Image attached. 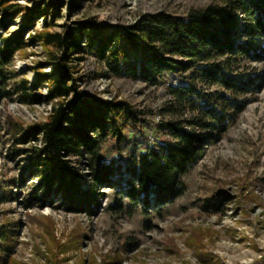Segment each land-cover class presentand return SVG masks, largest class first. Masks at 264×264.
Instances as JSON below:
<instances>
[{"label": "trees", "instance_id": "16d2710c", "mask_svg": "<svg viewBox=\"0 0 264 264\" xmlns=\"http://www.w3.org/2000/svg\"><path fill=\"white\" fill-rule=\"evenodd\" d=\"M45 10L40 4L25 12L18 0H0V30L6 31L12 19L24 16L16 32L0 33V102L11 94L22 103L44 98L36 95L35 86L12 67L15 54L27 46L25 34L37 12L45 16V27L31 35L30 41L42 42L51 69H34L39 74L38 82H49L46 99H57L46 120L26 129L18 121L12 123L17 142L40 137V143H32L28 149V171L37 176V181L29 190L31 197L21 202L25 209L41 202L68 212L96 215L107 195L104 189L99 191L102 186L117 189L130 202L126 205L115 198L110 206L114 213L128 212L136 206L146 208L152 200L160 206L173 202L186 189L182 176L250 102V97L238 96L264 86V70L235 72L233 68L242 58L264 60V0L211 3L182 17L160 11L143 15L134 24H105L96 18H84L64 33L49 30L52 23H48ZM87 53L101 58L114 75L154 85L166 73L173 75V99L180 110L192 109L193 116L162 123L172 135L171 140L137 150L131 132H144L148 123L140 110L125 99L80 91L82 78L75 72ZM214 84L231 93L209 91ZM26 177L23 175L22 181ZM232 196L227 186L220 184L203 197L201 209L208 215L224 213ZM13 197L18 196L10 189V181L0 180V200ZM34 218L44 229L41 244L46 245L43 249L36 244L35 249L50 264H63L69 258L68 252L81 249L86 235L82 231L75 230L73 237L62 241L51 216ZM14 227L11 221L0 226V264H24L13 255ZM187 232L185 244L195 249L201 263L215 259L216 254L206 244V239L213 237L212 229L192 226ZM161 242L168 253L181 252L174 236L167 235ZM121 258L117 255L111 260Z\"/></svg>", "mask_w": 264, "mask_h": 264}, {"label": "rangeland", "instance_id": "374dc122", "mask_svg": "<svg viewBox=\"0 0 264 264\" xmlns=\"http://www.w3.org/2000/svg\"><path fill=\"white\" fill-rule=\"evenodd\" d=\"M225 1L18 0L25 6V12L40 4L47 8L44 12L47 11L48 23H52L49 30L61 33L84 18H96L105 24H134L146 14L162 11L182 17L192 9ZM33 16L25 34L27 46L15 54L12 67L21 78L28 79L30 86H35L36 95L42 94L44 98L22 103L16 94H11L0 102V180L10 181V189L18 196L17 199L0 200V226L7 221L15 224L14 257L24 264H50L35 249L36 244L43 249L46 245L41 244L40 233L44 229L34 216L45 219L51 216L55 233L62 241L73 237L75 230L86 234L81 249L68 252L69 258L63 264H203L196 257L195 249L185 244L189 234L187 229L192 226L210 228L214 232L212 238L206 239V244L216 257L205 264H264V86L238 96L250 97V102L237 114L228 130L205 148L201 160L182 176L186 189L173 202L160 206L152 200L151 206L146 208L136 206L128 212L114 213L110 206L115 198L122 199L126 205L130 202L117 189L102 186L99 191L104 189L107 195L96 215L68 212L55 204L41 202L25 209L21 202L31 197L29 190L37 181V176L28 171V149L32 143H40V137L26 143L17 142L12 123L18 121L26 129L44 121L57 101L46 99L49 82L46 79L38 82L39 74L34 69L39 66L41 70L49 71L51 66L47 63L48 50L42 42L30 41L31 35L45 27L44 15L37 12ZM23 23L22 14L12 19L8 29L0 30V33L16 32ZM51 48L57 51L56 46ZM85 57L75 72L82 78L80 91L128 100L148 121L143 127L144 132H131L137 150L143 151L149 145L171 140L172 135L168 128L161 126L162 123L193 116L192 109L180 110L173 99L170 92V85L176 82L173 75L166 73L154 85L143 79L111 74L97 55L87 53ZM233 68L235 72L264 70V60L252 62L242 58ZM208 90L231 93L218 84L209 86ZM18 148H25V151H17ZM23 175L27 177L22 181ZM220 184L227 186L232 199L224 213L208 215L201 209L203 197L214 192ZM250 196L256 199L252 200ZM237 198L243 202H238ZM167 235L175 237L180 253L170 254L164 249L161 240ZM117 255L122 257L120 261L111 260Z\"/></svg>", "mask_w": 264, "mask_h": 264}]
</instances>
